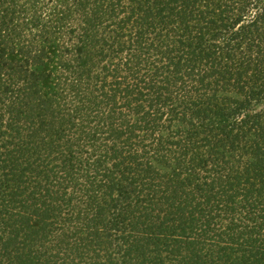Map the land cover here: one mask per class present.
Returning <instances> with one entry per match:
<instances>
[{
  "label": "trees",
  "instance_id": "trees-1",
  "mask_svg": "<svg viewBox=\"0 0 264 264\" xmlns=\"http://www.w3.org/2000/svg\"><path fill=\"white\" fill-rule=\"evenodd\" d=\"M0 264H264V0H0Z\"/></svg>",
  "mask_w": 264,
  "mask_h": 264
}]
</instances>
